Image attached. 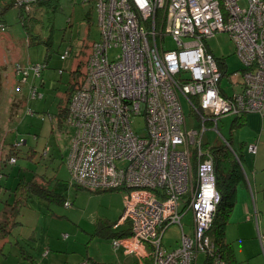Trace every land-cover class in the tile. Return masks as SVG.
Returning a JSON list of instances; mask_svg holds the SVG:
<instances>
[{
  "label": "built area",
  "instance_id": "2783aa9c",
  "mask_svg": "<svg viewBox=\"0 0 264 264\" xmlns=\"http://www.w3.org/2000/svg\"><path fill=\"white\" fill-rule=\"evenodd\" d=\"M10 1L29 10L31 3L48 0ZM95 5L101 36L69 104L75 127L67 160L71 180L88 189L126 190L115 227L129 224L130 235L114 238V248L151 256L152 264H199L200 254L203 264H231L208 233L221 194L203 136L211 123L228 144L218 126L222 116L264 115V0H96ZM220 32L234 42L244 67L242 89L231 95L221 88L224 74L207 46L206 39ZM169 36L176 47H166ZM111 50L117 53L111 56ZM44 66L17 64L16 73L25 82L29 71L40 76ZM37 93L33 86L30 97ZM182 96L200 130L187 129ZM248 150L255 153L257 146L249 144ZM188 213L190 232L182 224ZM175 223L181 242L168 252L163 236ZM144 243L151 245L149 253ZM261 243L264 250V235Z\"/></svg>",
  "mask_w": 264,
  "mask_h": 264
},
{
  "label": "rangeland",
  "instance_id": "374dc122",
  "mask_svg": "<svg viewBox=\"0 0 264 264\" xmlns=\"http://www.w3.org/2000/svg\"><path fill=\"white\" fill-rule=\"evenodd\" d=\"M95 2L49 0L35 3L31 12L11 5L0 14V23L6 25L5 32L0 31V65H3L0 66V214L6 206L16 205L21 191L19 184L34 176L60 192L70 203L69 206L48 203L47 199L33 195L18 207L17 220L9 225L10 232L6 238L0 239V264H74L86 257L93 264H130L118 258L116 252L119 249L128 255L123 248L116 249L112 245L114 233L126 231L129 227L128 224L118 228L113 226L119 217L115 211L119 197L116 191L94 192L72 184L67 160L74 129L58 118L61 109L68 107L69 93L74 84L86 78L94 43L101 36ZM7 3L0 1V8ZM206 40L210 51L216 57L224 58L222 87L229 95L240 91L242 61L235 52L234 42L226 32ZM166 44V47H176V41L170 36ZM65 51L70 54L61 59L60 55ZM116 53L115 50L110 51L111 56ZM45 62L42 76L29 71L24 83L20 81L23 75L15 72L17 64L28 67ZM18 84H21V89H17ZM32 85L38 89L35 98H30ZM182 103L187 129L200 130L199 119L184 96ZM257 115L259 119L254 122L258 129L256 143L244 142L240 128L231 130L233 116L223 117L219 125L223 137H236L233 148L241 155L244 152L243 167L250 173L253 171L258 179L259 222L244 209L242 218L235 221L234 215L225 228L228 242L233 239L240 248L253 244L255 231L258 230L260 245L264 235V115ZM136 123L142 124V121L138 119ZM210 126L211 123H207L204 142L211 145L221 143L222 137ZM17 142L21 146H17ZM249 144L258 146L257 154L249 152ZM10 155L17 158L15 163L10 161ZM247 218L253 219L249 221ZM191 222V213H188L182 219L187 232H190ZM65 234L67 236L64 237ZM181 237L179 224L166 229L163 245L168 252L180 246ZM143 249L149 253L152 248L149 243H144ZM129 255L133 264L153 263L151 256L143 259L140 253ZM204 259L205 255L200 254L199 264H203ZM249 262L264 264V250L260 256L244 259L242 263Z\"/></svg>",
  "mask_w": 264,
  "mask_h": 264
},
{
  "label": "trees",
  "instance_id": "16d2710c",
  "mask_svg": "<svg viewBox=\"0 0 264 264\" xmlns=\"http://www.w3.org/2000/svg\"><path fill=\"white\" fill-rule=\"evenodd\" d=\"M0 1L9 2V3L5 4V6L3 8H0V14H2L3 11L11 5L15 6L16 8H18L22 11L31 12L33 10V7H34L33 5L35 3L46 2V1L33 2V3H31L29 10H26V8L24 6H18L17 4H14L10 0H0ZM95 8H96V5H95ZM62 54L60 55L61 59H63ZM48 57H50V55ZM215 58L217 59L219 67L221 68V70L223 71V74L225 75V68L223 65L224 64V61H223L224 58H218L216 56H215ZM41 64H43V63H41ZM46 64H47V62H45L43 64V65H45L43 67V69L46 68ZM43 69H42V72H43ZM241 70H244L243 66L241 67ZM42 72H41L40 76H42ZM83 82H84L83 80L82 81L80 80L78 83L74 84V86L72 87V89L69 93L68 107L65 106L64 108H62L61 112H60V116H58L61 123H64L67 126H70L74 129V133H75V127L72 124V118H71L72 115L70 113L69 104H70V101L72 99V95L82 85ZM33 86H36V85H32V87ZM17 87H19V89H21V84H18ZM221 88L223 89L222 86H221ZM37 91H38V89H37ZM247 114L248 113H243V114L241 113V114L235 115L231 129L232 128L233 129L242 128L245 125ZM73 136H74V134H73ZM226 139L228 141V144H226L223 141L221 143H217L215 145H211L209 143L204 142L203 146L206 147V149L209 150L213 155L215 172H216L217 188L221 194V200L217 206L216 214H215L214 220L212 222V225H211L208 233H209L210 237L212 238L213 242L215 243L216 248L220 252V255L222 256L223 260H227L228 262H230L232 264V255H231V247H230L231 243L225 241V228H226V225L229 221L230 215L233 212L234 206L236 204L238 187L245 183V175H244V167H243V163H242L243 153L241 155V154H239L238 150L233 148L231 138H226ZM16 144H18L17 146H21V144L18 142ZM12 152H14V151H12ZM69 154H70V152H69ZM10 158H11V155H10L9 159ZM15 159H17V158L15 157ZM68 171H69V169H68ZM69 175H70V172H69ZM0 176H2L1 173H0ZM42 176L45 177L44 175H42ZM72 184L76 185L79 188L86 189L89 191H94V192L119 191V192H122L124 194V196L126 195V190L121 188V187L114 188V189L94 190V189H88L86 187H82L80 185H77L73 181H72ZM19 185L21 186V191H20L19 197L16 200V205H8V207L6 206L3 209L2 213L0 214V239L6 238L7 234L10 232L9 225L14 224L15 220H17L18 213H20L18 207L24 205L28 201V199H30L33 195H35L41 199H47L48 203L65 204L66 206L70 205V204L69 205L66 204V202H68V201L63 197V195L60 192H56L54 189H52L46 183L38 181L36 179V176H34L30 180L23 181V184L20 183ZM263 198H264V188H263ZM5 226H6V228H5ZM113 226L115 227V223H113ZM114 234H115V236H113V238L128 236V235H130V229H128L126 231L121 230V231L116 232ZM87 258L88 257H86V259ZM91 264H93V263L91 262Z\"/></svg>",
  "mask_w": 264,
  "mask_h": 264
},
{
  "label": "crops",
  "instance_id": "0c3cea01",
  "mask_svg": "<svg viewBox=\"0 0 264 264\" xmlns=\"http://www.w3.org/2000/svg\"><path fill=\"white\" fill-rule=\"evenodd\" d=\"M3 32H5V31H3ZM0 66H3V65H0ZM229 79L231 81V77H229ZM242 85H243V83H242ZM232 86H233V84H232ZM224 91L226 94H228L226 88H224ZM240 91H238V92H240ZM253 113H256V112H253ZM257 114H259V113H257ZM257 114H250V115L247 114L245 125L242 128H240V130H239V133H240L241 137L243 138L244 142H249V143H256L257 142V138H258L257 131H258V129L254 126L255 120L259 119V117H258L259 115H257ZM260 115L263 116V114H260ZM225 116H228V115H224L219 119L218 126L220 125L221 122H223L222 119ZM230 116H233V119L231 121V126H230V127H232L235 115H230ZM243 135H246V136H243ZM235 138H233V139L235 140ZM233 139H232V144L234 146ZM241 146L243 147V144H241ZM257 152H258V146H257ZM257 152L255 154H257ZM242 153L244 155V152H242ZM244 175H245V183L238 187L236 204L234 206L233 212L230 215L229 221H230V219H232V217L234 215L235 216L233 219L235 221L240 219L244 209H246L247 212H249L250 214L251 213L253 214L254 220L255 221L257 220L256 222H259V220H260V209H259L260 204H258L259 199L257 196L258 179L256 177V174L253 171H251V173H250L246 168H244ZM115 193L119 197V200L116 201V206H115V211L119 214V215L116 214L119 216L118 217V220H119L122 216V213H123L124 195L122 192H119V191H116ZM121 194L123 195L122 197H121ZM237 208H238V210H237ZM235 212H236V214H235ZM253 218H247V219L249 221H252ZM106 219L109 222H113L112 220H110L107 217H106ZM247 219H244V220H247ZM118 220L115 222V224L118 222ZM121 225H119V226H121ZM118 227H115V228H118ZM128 229H129V227H128ZM65 235H67V234H65ZM65 235H64V237H65ZM253 238H254V241L252 242L253 244L252 245L245 244V246L243 248H240L239 246H237L234 243L233 239L230 241L232 264H246V263H242L244 261V259L248 260L252 256H256V255L260 256L261 252L263 251V246H262V244L260 245V242H259L258 230L254 232ZM225 241L228 242L229 240L226 239V237H225ZM116 253L118 254V258L124 259L128 263L133 264V260H132L131 255H129V254L125 255L123 252L120 251V249ZM80 260H82V259H80ZM79 261H76V263ZM76 263H74V264H76ZM248 264H253V263L249 262Z\"/></svg>",
  "mask_w": 264,
  "mask_h": 264
},
{
  "label": "bare ground",
  "instance_id": "6f19581e",
  "mask_svg": "<svg viewBox=\"0 0 264 264\" xmlns=\"http://www.w3.org/2000/svg\"><path fill=\"white\" fill-rule=\"evenodd\" d=\"M100 28V27H99Z\"/></svg>",
  "mask_w": 264,
  "mask_h": 264
}]
</instances>
